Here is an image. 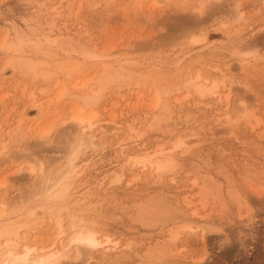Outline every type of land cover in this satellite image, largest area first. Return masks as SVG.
<instances>
[{
    "label": "rangeland",
    "instance_id": "1",
    "mask_svg": "<svg viewBox=\"0 0 264 264\" xmlns=\"http://www.w3.org/2000/svg\"><path fill=\"white\" fill-rule=\"evenodd\" d=\"M198 72L214 93L187 86ZM69 159L50 204L38 188ZM2 209L17 237L0 264L11 245L60 250L72 220L117 248L61 264H264V0H0Z\"/></svg>",
    "mask_w": 264,
    "mask_h": 264
},
{
    "label": "bare ground",
    "instance_id": "2",
    "mask_svg": "<svg viewBox=\"0 0 264 264\" xmlns=\"http://www.w3.org/2000/svg\"><path fill=\"white\" fill-rule=\"evenodd\" d=\"M197 40H193L192 39V42L191 43H196ZM120 70V69H119ZM114 72V71H113ZM122 72V70H121ZM200 72V71H199ZM195 76V78H193L191 81L187 82V86L188 87H193L194 89H196V91L201 95H205V94H209V93H214V90L216 89L215 86H210V87H205L203 86L202 84H199L198 82H196L195 80H198L200 77H201V73H199ZM119 73V72H117ZM123 73V72H122ZM121 73V74H122ZM119 76V75H117ZM203 76V75H202ZM114 78V77H113ZM115 78H118L115 76ZM112 79L114 82L116 79ZM124 78V77H123ZM207 78V77H206ZM121 79V77H120ZM203 80V78H201ZM190 80V79H189ZM214 80V79H213ZM206 81V79L204 80V82ZM104 82V81H103ZM117 82V81H116ZM106 83V80L103 84ZM102 85V84H100ZM106 85V84H105ZM184 85V84H183ZM102 87V86H100ZM192 88V89H193ZM98 91V90H97ZM96 91V92H97ZM100 91V90H99ZM100 93V92H99ZM98 94V92H97ZM98 99L97 95H93V96H90V97H86L84 99L85 103L87 106L91 107L95 104L96 100ZM158 101L156 100L155 103L153 104L154 107H156L158 104ZM244 112V111H243ZM244 114V116H247L246 113H242ZM241 114V115H242ZM74 122L78 123V129L81 130V133H84L85 130L87 129V127L91 126V119L88 118V119H84V118H81V117H76L74 119ZM85 124H87V126H85ZM103 128H101L102 130ZM106 131V129H104V132ZM187 131V130H186ZM102 133V132H101ZM84 135V134H83ZM193 137V136H192ZM93 137H83V136H80V138H78V141H77V145H76V149L71 153V156L73 157H76L77 156V153L79 151V149L82 147V146H86L87 144H91L93 142L92 140ZM182 138V137H181ZM179 141H180V138H179ZM180 143V142H179ZM183 144V143H182ZM181 144V145H182ZM177 147V146H176ZM172 148V147H171ZM175 150V149H174ZM159 153V152H158ZM160 155H161V152H160ZM169 155V154H168ZM167 155V158L163 157L164 159H159L158 157H155L154 159L152 157L150 158H147V157H143V158H140V159H136L134 160L131 164V166H137L136 168H140L139 170H145L147 168H150V170L153 168L154 170H156L155 172H158V173H162L163 171H166V168H174V167H171V166H174L173 163H172V158L170 159ZM147 156V155H146ZM138 157V156H137ZM132 162V161H131ZM169 162V163H168ZM73 163H74V160L72 159H69L68 161V164L66 165L65 167V170L62 169L60 172L58 171V173H60L58 176H55V178H53L54 180L52 181V183L46 187L45 190H42L43 188L45 187H41V188H38L40 189L39 193H42L46 196L44 200L48 199L50 202V204H52V202H55V201H60V198L61 197H65L68 193V191L70 190V187L72 185V182H73V178L74 176H70V169L73 168ZM43 167V166H42ZM169 169V170H170ZM19 170V169H18ZM72 170V169H71ZM149 170V169H148ZM140 171V172H141ZM20 172V171H19ZM31 172H34V168L32 167L31 168ZM32 174V173H31ZM42 174V173H41ZM136 175V173H135ZM52 179V178H51ZM201 180V179H200ZM206 180V179H205ZM203 181V179H202ZM38 193V192H37ZM35 194V192L33 193ZM260 194V193H259ZM37 195V194H36ZM35 197V196H34ZM42 198H43V195H42ZM34 199V198H33ZM32 201V200H30ZM37 201V200H35ZM33 202V201H32ZM40 202V201H39ZM41 202L39 203V206H42ZM47 203H45L46 205ZM61 204V203H60ZM62 206H64V202L61 204ZM154 206V204H153ZM35 207V206H34ZM46 207V206H45ZM37 207L33 208L31 207L30 209H27L28 210V213L30 215H34L35 214V211L34 209H36ZM38 209H42L38 207ZM152 209V208H150ZM47 210H49L50 212L49 213H53L54 211L50 208H48ZM4 210L2 209L0 211V217L1 215L3 214ZM43 212V211H42ZM147 212V211H146ZM154 212H157L158 213V210L156 208L153 207L152 211H150V214L151 215H154ZM47 213V212H46ZM148 214V213H147ZM156 215V213H155ZM29 216V215H28ZM69 217H71L72 219H75L76 216L75 215H69ZM80 217V216H78ZM250 217V216H249ZM58 218V217H57ZM205 218V217H204ZM51 219V218H49ZM212 219V218H211ZM192 220V219H191ZM186 221V224H187V221L188 220H185ZM190 221V220H189ZM201 221H205V220H201ZM192 222V221H190ZM188 222V224L190 223ZM196 222V221H194ZM210 222H213V221H210ZM209 222V223H210ZM77 223V222H76ZM193 223V222H192ZM190 223V224H192ZM198 223V222H197ZM197 223H195L196 225H198ZM202 223V222H201ZM200 223V224H201ZM208 223V224H209ZM56 224L58 226H60V219L56 221ZM194 224V225H195ZM211 224V223H210ZM209 226H205V228H208L209 230H216L215 229L216 227H212V225ZM85 222H82L81 224L79 225H76L75 224V221L72 220L71 221V235L70 237L68 236V240L66 239V241H63V239L61 238V235L63 232H59V235H58V238H57V241L59 242L60 244V250H55V251H51V249L56 245L55 243H53L52 245H50V247L48 249H40V250H36L34 247H27V246H24L22 248V251L19 252L17 250V247L14 245H11L12 249H9L6 253V258H4V260L1 262V264H61V261L63 259H67V255H68V252L70 250L75 251L77 252L78 254V258L80 257H83L80 256L79 252L83 251V253H86V257L88 255V253H90L92 250H95L98 249V248H102L104 249L105 251H108V250H114L117 248V244L116 243H113L109 238H106L104 241H99L97 238H96V233L94 232L93 229H90V227H86L85 226ZM202 225V224H201ZM205 225V224H204ZM203 225V226H204ZM189 226V225H188ZM200 226V225H199ZM199 226H195L196 228ZM203 226H200L203 227ZM193 227V226H192ZM60 228V227H58ZM197 228V229H198ZM204 228V230H205ZM196 229V230H197ZM203 228H201L200 230H202ZM195 230V229H193ZM199 231V230H198ZM201 232V231H200ZM207 232H205V235H206ZM201 237L204 236V233H203V230H202V233L200 234ZM11 236H15L17 237V232H15L14 234H12L11 232L9 231H4L2 229H0V239L4 237V240L5 241V245L7 246L8 243H9V240H10V237ZM60 238L62 240H60ZM203 239V238H202ZM3 240V239H2ZM55 240V239H54ZM11 242V241H10ZM12 244V242H11ZM10 245V244H9ZM59 246V245H58ZM8 248H10L8 246ZM103 250V251H104ZM75 256V257H76ZM76 257V258H77ZM75 258V259H76ZM204 258V257H203ZM202 258V260H203ZM3 259V258H2ZM80 260V259H79ZM201 260V261H202ZM77 261V260H76ZM202 264L204 262H201Z\"/></svg>",
    "mask_w": 264,
    "mask_h": 264
}]
</instances>
